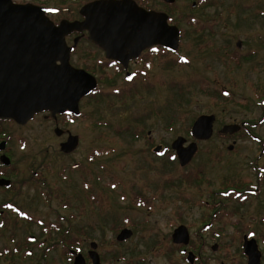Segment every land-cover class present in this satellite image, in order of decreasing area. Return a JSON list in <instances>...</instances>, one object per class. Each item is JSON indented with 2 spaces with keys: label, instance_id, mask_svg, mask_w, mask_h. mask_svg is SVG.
I'll list each match as a JSON object with an SVG mask.
<instances>
[{
  "label": "rangeland",
  "instance_id": "1",
  "mask_svg": "<svg viewBox=\"0 0 264 264\" xmlns=\"http://www.w3.org/2000/svg\"><path fill=\"white\" fill-rule=\"evenodd\" d=\"M216 2L207 13L209 32L201 37L183 24L177 50L160 51L148 66L132 65L131 79L115 74L117 68L105 71L114 80H98L80 101V114L68 118V129L79 138L69 154L59 149L64 136L53 132L54 122L42 117L18 130L26 148L12 139L18 179L25 180L23 202L30 203L41 189L28 179L35 170L51 186L65 187L68 217L78 215L83 223L96 219L100 236H110L103 233L108 223L135 225L133 236L114 248L124 257L114 264L128 259L183 264L170 240L172 230L184 224L193 240L208 214L212 219L201 231L203 239L221 244L211 253V264H244L238 230L256 238L264 264V180L260 183L256 172L264 169V17L243 14L242 0ZM254 5L264 11V0ZM82 53L73 65L81 67ZM201 114L215 116L213 134L197 141L195 156L181 167L171 143L177 136L185 144L193 141L190 129ZM242 122L231 136L218 133L225 124ZM225 178L248 182V190L227 195L220 186ZM205 201L221 206L207 209ZM3 242L0 237V247ZM128 249L130 255L123 253Z\"/></svg>",
  "mask_w": 264,
  "mask_h": 264
},
{
  "label": "flooded vegetation",
  "instance_id": "2",
  "mask_svg": "<svg viewBox=\"0 0 264 264\" xmlns=\"http://www.w3.org/2000/svg\"><path fill=\"white\" fill-rule=\"evenodd\" d=\"M216 1L222 4L224 0ZM216 1L8 0L7 3L5 0H0V94L2 96H12L14 94V88L10 85V82L13 80L11 79V74L13 73L12 66H16L17 68L22 67V72L25 69L30 72V67L32 68L34 62V53L30 49V45L19 41V36L23 33L24 28L19 29L16 27L20 21L16 23V19H13L16 15L13 13L14 7L23 5L38 7L43 10L44 15L55 26H59L62 22L74 23L84 21L86 18L85 12L88 9L87 6L90 4H94L93 15L99 20L104 14L110 13L111 15L113 13V10L109 6L111 3H121L124 4V7L119 4L113 5L116 9L123 8V13L130 24H132V16H139L142 11L157 15L166 14L168 23L175 25L179 29V33L181 32L180 27L186 24L193 29L194 33L201 37L202 33L209 32L208 28H210V24L208 23L210 18L207 13H209L208 10L211 7L217 6ZM256 1L258 0H242V4H240L241 12L243 14L249 12L250 18L264 17L261 13L264 11L259 10L254 5ZM252 8L253 10L250 12L249 9ZM219 16H221L220 13L218 14ZM65 30L63 38L66 46L70 48V65L75 68H90L94 71L92 74L96 77L97 81L102 79L106 81L114 80L105 73V71L107 72L113 68L118 69H116L115 74L123 73L124 77L129 80L133 76V73L128 70L132 65L142 62L145 66H148L152 61L151 57L157 56L160 51L165 49L161 45L145 47L137 57L131 58L127 62L126 67H124L121 62L106 57L105 50L90 40L87 29L66 28ZM81 44H85V47L80 49ZM236 46H241L239 40L236 42ZM80 51H83L80 55L82 57V62H80L81 67L71 63L72 60L74 61V56ZM56 63L59 64L60 62L57 60ZM99 72H102V74H99ZM127 74L131 75L130 78H127ZM72 116L74 115L68 111L57 113L55 116H52L49 111H42L35 113L32 118L22 124L17 123L13 119L0 117V237L4 240L0 247V264H75L76 258H78L79 264H98L94 262L93 257L95 255H97L100 264H114L112 260L124 258L122 253L116 251L114 248L117 245L124 244L133 236L135 225L124 222L121 227L116 228V225L113 223H108L103 225L105 227L103 228V233L108 230L111 233L110 236L108 238L105 234L104 236H100L99 223L96 219H92L89 223H83L82 219L77 218L78 215H70L68 217L66 213L68 203L66 202L67 192L65 187L56 182L54 186H51L46 178L42 177L41 173L35 170H31V175L28 179L37 184V186H41V189L37 188V193H34L33 197H30V203L23 202L20 199L25 180L18 179L20 171L13 157L12 139H16L18 145L21 142V146L26 148L27 141L18 130L29 126L37 117H42L44 120L54 122L55 127L53 132L58 137L64 136L63 140L59 142L60 149V144L66 141L69 135L72 134L67 127L68 118ZM239 125L242 128L245 123L242 122ZM220 135L223 138L231 136L228 134ZM155 152L159 153L160 148ZM77 165L74 164L73 167ZM256 172L260 177L257 179L261 183V179L263 178L262 180H264V169H257ZM60 176L62 177V174ZM246 189L248 190V187H229L226 188V192L224 193L228 195L233 190L243 193ZM212 206L218 207L221 205L219 202L212 203L205 201L203 203L204 208L212 209ZM211 219L212 214H208L207 218L203 217L202 227L204 228H201L200 232H197L193 240L191 239L189 228L184 224H179L186 227L188 232L187 243H174L172 241V233L179 225L173 228L170 240L173 244V249L181 251V256L184 258L183 264H211V253L221 246L217 242L209 244L203 239L204 235L201 231L211 224ZM123 229H130L131 235L118 240L117 235ZM238 232L239 235L241 233V252L245 258L244 264H247V256L243 251V238H253L256 243L257 240L251 233L246 234L242 230H238ZM123 253L130 255L131 251L128 249L123 251ZM108 258L112 259L108 260ZM261 258L262 252L260 264H262ZM123 264H138V262L128 259L126 261L123 260ZM220 264H227V262L221 261Z\"/></svg>",
  "mask_w": 264,
  "mask_h": 264
},
{
  "label": "water",
  "instance_id": "3",
  "mask_svg": "<svg viewBox=\"0 0 264 264\" xmlns=\"http://www.w3.org/2000/svg\"><path fill=\"white\" fill-rule=\"evenodd\" d=\"M172 1V0H168ZM8 3V0H5ZM10 2V1H9ZM111 3L113 13H106L99 18L93 15V5H88L86 18L82 22H62L55 26L43 10L30 5L13 8L16 14V27L23 29L19 41L30 45L34 53V62L30 72L22 67L12 66L10 85L14 88L12 96L0 94V117L24 123L35 113L49 111L52 116L69 111L79 114V102L97 87L96 77L83 68H75L69 63V50L64 41L66 28H82L89 31L91 41L97 43L106 52V57L121 62L126 67L127 62L137 57L145 47L161 45L171 51L179 46L180 33L175 25L167 21L166 14L143 12L132 16V24L127 21L123 8L116 9ZM124 7V4L118 3ZM117 4V5H118ZM31 27V28H28ZM60 63L57 64L56 61ZM127 74V78H130ZM213 114H201L193 121L190 134L194 141L187 144L183 136H177L171 143L179 166L187 165L195 155L197 141H205L213 134ZM239 124H225L219 134L232 135L239 131ZM58 133V132H57ZM78 144V136L70 134L66 141L60 144L64 153L73 151ZM160 146L155 147L158 151ZM232 149V145L228 146ZM131 235L130 229H123L117 235L122 240ZM174 243H187L188 232L184 225H179L172 233ZM243 251L247 256V264H260L261 252L256 241L243 238ZM99 263L97 255L93 257ZM75 264H79L78 258Z\"/></svg>",
  "mask_w": 264,
  "mask_h": 264
},
{
  "label": "trees",
  "instance_id": "4",
  "mask_svg": "<svg viewBox=\"0 0 264 264\" xmlns=\"http://www.w3.org/2000/svg\"><path fill=\"white\" fill-rule=\"evenodd\" d=\"M84 69L87 70L88 72L94 73V71H92L90 68L85 67ZM263 94H264V92H263ZM249 123H251V122H247V124H249ZM248 184L249 183L245 182V181L244 182L243 181L242 182H236L235 180H231L230 178H225L221 181L220 186L222 188H227V187H236V188L245 187L246 188V187H248Z\"/></svg>",
  "mask_w": 264,
  "mask_h": 264
}]
</instances>
